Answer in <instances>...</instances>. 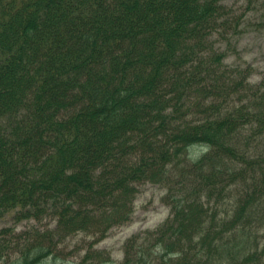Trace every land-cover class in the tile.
Returning a JSON list of instances; mask_svg holds the SVG:
<instances>
[{"label": "trees", "instance_id": "1", "mask_svg": "<svg viewBox=\"0 0 264 264\" xmlns=\"http://www.w3.org/2000/svg\"><path fill=\"white\" fill-rule=\"evenodd\" d=\"M246 24L222 0H0V264L99 243L145 186L168 217L118 264H264V73L242 61ZM88 247L79 264H113Z\"/></svg>", "mask_w": 264, "mask_h": 264}, {"label": "rangeland", "instance_id": "2", "mask_svg": "<svg viewBox=\"0 0 264 264\" xmlns=\"http://www.w3.org/2000/svg\"><path fill=\"white\" fill-rule=\"evenodd\" d=\"M222 2L236 11L237 15H243L247 21L240 43L242 61L252 66L254 76L264 73V0H257L251 9H246L248 0H222ZM232 61L234 58L232 57ZM162 191L153 186H145L134 204V215L131 222L121 228L111 230L106 238L93 244L90 238L81 236L73 237L59 247L54 264H79L88 250L93 246L94 250L104 252L105 258L113 264L121 262L123 257L122 247L124 242L139 232L152 230L168 217V209L160 203ZM8 217L0 219V229L12 227ZM43 223L40 227H44ZM28 227L26 223L19 224L17 231ZM93 244V245H92ZM261 240L260 247H263Z\"/></svg>", "mask_w": 264, "mask_h": 264}]
</instances>
